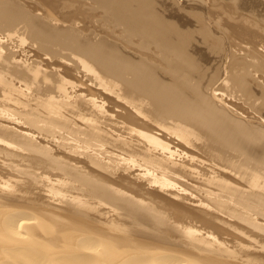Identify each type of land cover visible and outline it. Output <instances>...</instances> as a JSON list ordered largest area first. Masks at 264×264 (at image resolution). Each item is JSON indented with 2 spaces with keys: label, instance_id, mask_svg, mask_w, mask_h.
I'll return each mask as SVG.
<instances>
[{
  "label": "bare ground",
  "instance_id": "obj_1",
  "mask_svg": "<svg viewBox=\"0 0 264 264\" xmlns=\"http://www.w3.org/2000/svg\"><path fill=\"white\" fill-rule=\"evenodd\" d=\"M219 1L0 0V264H264V39L199 79Z\"/></svg>",
  "mask_w": 264,
  "mask_h": 264
},
{
  "label": "rangeland",
  "instance_id": "obj_2",
  "mask_svg": "<svg viewBox=\"0 0 264 264\" xmlns=\"http://www.w3.org/2000/svg\"><path fill=\"white\" fill-rule=\"evenodd\" d=\"M27 0H22V2H26ZM183 1V0H181ZM251 1V0H248ZM256 1V0H252ZM219 2H224L222 3L221 7V16L224 18H227L228 20H233L234 18L236 21H231L234 22V26H230V23L228 24L229 27L227 29L223 30V32H214L212 31V34H207L204 29L203 30H198L194 32V36H200L201 43L200 45V53L202 56L206 55V61H203L204 63V72H208L209 75L211 73L215 72L217 67H214V62L216 61L214 57H218L222 55L226 61L224 65L227 67L230 63L231 60H234L233 55H234V40L236 39V34H234L232 31H236L238 33H241V38L245 39H264V22L262 21L264 19V7L263 4L259 6L260 1H256L257 7L260 11V14H262V17H256L253 15H250L248 11H238L234 10L232 7L233 5L231 4L230 0H223ZM259 6V7H258ZM223 7V8H222ZM216 8V7H215ZM225 8V9H224ZM261 8V9H260ZM216 11V10H215ZM231 12V13H230ZM220 13V12H218ZM216 13V14H218ZM230 13V14H229ZM206 51V52H205ZM208 51V52H207ZM210 52V53H209ZM213 52V53H212ZM209 55V56H208ZM208 57H211L209 60ZM214 67V68H213ZM212 68V69H211ZM211 71V72H209ZM219 71V69L217 70ZM199 79H203L205 81L209 80L210 76L207 74L202 77H198ZM205 78V79H204ZM220 83V81L218 82ZM218 85V84H217ZM217 87V86H215ZM258 97H261V95H258Z\"/></svg>",
  "mask_w": 264,
  "mask_h": 264
}]
</instances>
